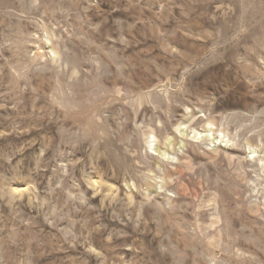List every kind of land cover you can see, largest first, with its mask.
Masks as SVG:
<instances>
[{"label":"rangeland","instance_id":"374dc122","mask_svg":"<svg viewBox=\"0 0 264 264\" xmlns=\"http://www.w3.org/2000/svg\"><path fill=\"white\" fill-rule=\"evenodd\" d=\"M0 264H264V0H0Z\"/></svg>","mask_w":264,"mask_h":264}]
</instances>
